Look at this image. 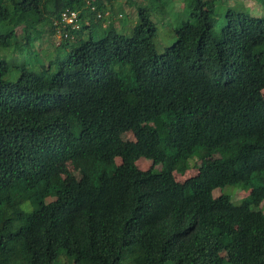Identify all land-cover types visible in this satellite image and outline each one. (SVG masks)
Here are the masks:
<instances>
[{"label": "trees", "instance_id": "1", "mask_svg": "<svg viewBox=\"0 0 264 264\" xmlns=\"http://www.w3.org/2000/svg\"><path fill=\"white\" fill-rule=\"evenodd\" d=\"M113 1L0 0V264H264V14L184 0L159 49L173 1L138 4L129 33L104 26ZM198 148L220 156L177 180ZM66 160L81 176L48 201Z\"/></svg>", "mask_w": 264, "mask_h": 264}, {"label": "rangeland", "instance_id": "2", "mask_svg": "<svg viewBox=\"0 0 264 264\" xmlns=\"http://www.w3.org/2000/svg\"><path fill=\"white\" fill-rule=\"evenodd\" d=\"M134 2L131 3L129 2V0H114L113 1V5L108 7V9H110L112 11V16L111 18H108V14L106 15V22L104 24V26L106 27L109 23H113V25L116 27V30L119 32H123V33H129L133 27V25L136 23L137 21V12H138V7L137 5H141V4H149L150 6L152 5V7H156L157 5H159L161 2V0H132ZM173 4L172 7H168L165 9V11H157L154 13V19L157 23V27H158V36L156 38V42L158 45V48L161 49L160 47H164V45L167 43L168 38H169V31H171L172 29V24L168 23L167 21L170 19H175L173 18V16L176 13H180L182 16H187V14H185L184 11V6H185V1L184 0H172ZM226 2L227 5L231 6V7H235L239 10H246V11H250L251 14H255V15H262L264 14V4L261 3L258 0H224ZM114 10V12H113ZM92 11V10H91ZM172 23V22H171ZM40 28L45 29L47 28V24L46 25H41ZM57 28V32L56 33H51L50 31H45L44 33H41L40 38L37 39L35 41L34 47L35 50H37L41 56L43 50H53V52H55L56 50V46H58L63 40V38H65V36H63L62 34V30L60 27H56ZM18 32L21 31V28L17 29ZM34 34L37 36L39 35V33L34 32ZM96 34H98L96 32ZM74 37L70 38V41L73 40ZM4 55V54H3ZM6 58H9L10 55H5ZM14 58L17 59V61H21L24 60V57L22 55H17L15 54L13 56ZM30 59H34L30 56ZM30 59L28 61H30ZM31 62V61H30ZM46 63V61H45ZM263 96H264V89L262 91ZM248 105L249 107H253L251 100H248ZM212 112L204 114L200 117H205V116H209ZM124 137V141L125 144L128 148H132L134 146L137 145V140L135 139V136L133 133L131 132H127L123 135ZM214 154V153H213ZM218 156L216 154L212 155L211 153H209L206 149H197V152L192 155L191 158V165L183 168L179 170L178 174H177V180L183 181L189 177H192L194 175H196L200 169V167L203 164L209 163L211 161H213L214 159H216ZM121 159L120 157L117 158V162H120ZM136 162L137 165L140 168L143 169H147L150 166H152V162L151 160L147 159V157L145 156H138L136 158ZM156 167L158 169H162L161 165H156ZM59 170L61 173V177L62 180L59 184H57L56 186L54 185V187H52L51 189V194L50 196L47 198V200L49 201H56L57 200V196L58 194L64 190L65 186L73 179V178H80L81 174L78 170H76L74 168V165L72 164L71 161L66 160L62 163L59 164ZM237 188H241L238 185H226L224 187L225 191L227 193L232 194L233 199L235 200L236 203H241L238 202L240 201V199H242L243 197H245L248 192L245 191V189H237ZM15 191H18L17 189ZM249 191V190H248ZM221 193L220 189H216L214 191L215 195H219ZM15 200L17 203H21L22 202V197L18 192H15ZM260 207L262 208V210H264V205L261 204ZM25 208L31 209L30 204H26ZM224 256L225 259V264H231L228 261L226 252H223L222 254ZM67 264H77L75 258L73 257H69L67 259H65Z\"/></svg>", "mask_w": 264, "mask_h": 264}, {"label": "clouds", "instance_id": "3", "mask_svg": "<svg viewBox=\"0 0 264 264\" xmlns=\"http://www.w3.org/2000/svg\"><path fill=\"white\" fill-rule=\"evenodd\" d=\"M92 10L94 11L95 10V6H94V8H92ZM63 12H68L67 10H65V11H63ZM63 12H62V14H63ZM71 12H74L75 14H76V18L74 19V22L73 23H65L62 19H59L58 21H56V25H60V24H62L63 26H66V25H70L72 28H78V27H80V24L77 22L78 21V19H79V11L78 10H73V11H71ZM69 13V12H68ZM68 37V35H65V38H67ZM131 133H133L132 131H131ZM124 139V138H123ZM125 142V141H124ZM133 148V147H132ZM196 152H197V150H196ZM195 152V153H196ZM194 153V154H195ZM193 154V155H194ZM214 154H216L218 157L220 156L219 154H217V153H214ZM214 154H212V155H214ZM147 159H149V160H151L150 158H147ZM151 162H152V165H153V161L151 160ZM157 165H160V164H157ZM139 167V166H138ZM185 167H187V166H185ZM184 167V168H185ZM140 168V167H139ZM140 169H143V168H140ZM182 168L180 167L179 169H177V170H175V176H177V174H178V172H179V170H181ZM143 170H146V169H143ZM195 176V175H194ZM177 178V177H176ZM244 190V189H243ZM215 191V190H214ZM230 194H231V192H230ZM232 195V194H231ZM232 199H233V197H232ZM234 200V199H233ZM235 201V200H234ZM237 202V201H236Z\"/></svg>", "mask_w": 264, "mask_h": 264}, {"label": "built area", "instance_id": "4", "mask_svg": "<svg viewBox=\"0 0 264 264\" xmlns=\"http://www.w3.org/2000/svg\"><path fill=\"white\" fill-rule=\"evenodd\" d=\"M75 18H76V14L74 12L71 13L63 12L62 14V20L65 23H73Z\"/></svg>", "mask_w": 264, "mask_h": 264}]
</instances>
